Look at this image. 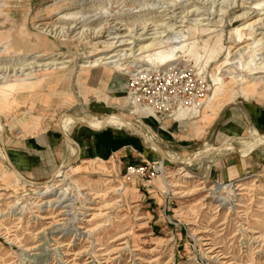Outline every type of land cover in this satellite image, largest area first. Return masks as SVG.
<instances>
[{"label":"rangeland","instance_id":"374dc122","mask_svg":"<svg viewBox=\"0 0 264 264\" xmlns=\"http://www.w3.org/2000/svg\"><path fill=\"white\" fill-rule=\"evenodd\" d=\"M0 117V264H264V0H0Z\"/></svg>","mask_w":264,"mask_h":264},{"label":"bare ground","instance_id":"6f19581e","mask_svg":"<svg viewBox=\"0 0 264 264\" xmlns=\"http://www.w3.org/2000/svg\"><path fill=\"white\" fill-rule=\"evenodd\" d=\"M250 25V24H249ZM246 27V26H245ZM246 41V39H243V37H242V35L239 33L238 34V38H237V40H236V42H238L239 44L241 43H244ZM153 45H154V43L152 42V43H148V44H145V45H142L141 46V48H140V50H143L144 52H148V51H150L151 49H152V47H153ZM245 48V45H243L242 47H241V49H244ZM142 51V52H143ZM243 51V50H242ZM236 54V53H235ZM118 55V54H117ZM127 55V54H126ZM116 55H114L113 53L112 54H109V55H106L104 58H103V60H102V58H100L102 61H105V60H107V59H113V57H115ZM158 57H162L161 58V60H165V62L164 63H171L172 61L174 62V58L173 59H168V57L165 55V54H160V56H158ZM171 58V57H170ZM99 59L96 61V63L95 64H91V65H89V66H83L84 68L85 67H94V66H98V63H99ZM141 61H143V60H141ZM92 62V61H91ZM91 62H89V63H91ZM112 62V61H111ZM88 63V62H87ZM103 63V62H102ZM146 63H148V64H150V62L149 61H147L146 60ZM63 64V63H62ZM229 65L227 62H225L224 63V65ZM49 65H50V63H49ZM52 65H54V64H52ZM58 65V64H57ZM85 65V64H84ZM48 66V65H47ZM261 67V66H260ZM65 68V67H64ZM249 69V68H248ZM259 69H261V68H259ZM250 72L252 73V74H256V73H261V72H263V71H259V72H255L254 71V69H252V68H250ZM31 79V78H30ZM34 79V78H33ZM25 83V82H24ZM23 84V83H22ZM32 84V83H31ZM26 85V84H25ZM35 86V85H34ZM30 87V86H29ZM26 88V87H25ZM218 91V90H217ZM187 112V111H186ZM95 113V112H94ZM194 115V114H193ZM197 115V114H196ZM75 116V115H74ZM180 116H183V115H180ZM180 116H178V117H180ZM87 117H93V118H100V119H104L105 121H107L108 123H110V124H113V125H115V126H118V127H125V128H129V129H132V131L134 130V131H136V133H139L140 135H145V136H150V137H154V138H156L155 137V135H153V134H151V133H149L147 130H145L144 128H141V127H133V126H130V125H128L121 117H119V116H115V115H88V114H86V113H82V114H80L76 119H83V118H86L87 119ZM73 118V117H72ZM184 120V119H183ZM0 121H1V124L3 125V122H2V119L0 118ZM74 123H75V121H72V123L70 124V127L72 128L73 127V125H74ZM92 127H105V126H97V125H95V126H92ZM256 131V130H255ZM64 133L66 134V135H69V133L68 132H66V131H64ZM256 134L258 135V137L261 139V140H263L264 141V135L263 136H261L259 133H258V131H256ZM3 135H4V133H3V130H2V133H1V135H0V140H1V145L0 146H2V148H3V146L5 145L4 144V139H3ZM68 141V143L74 148V153H73V155L70 157V159L66 162V163H68L69 161H71L72 160V158L74 157V156H76L77 155V151H78V149H77V147H76V145L74 144V143H72L71 141H69V140H67ZM66 148V147H65ZM160 148H162L161 147V145H160ZM166 148V147H165ZM163 149L165 152H167V153H169V154H171L170 152H168V151H166V149ZM66 150V149H65ZM234 151H248V149H245V148H235L234 149ZM63 152V151H62ZM172 152V151H171ZM4 153V152H3ZM211 153H212V149H209L206 153H204V154H202V155H198V156H195L194 158H191V159H184V158H182V157H179L178 155L177 156H174L173 154H171L175 159H176V161L174 162V163H177V164H179V165H182V166H190V165H192L193 163H195L196 161H198V160H201V159H206V157H208V156H210L211 155ZM4 157H5V159L7 160V157H6V155H5V153H4ZM65 164H63V166L57 171V173H56V175L53 177V180H55L56 178H58L59 177V175L69 166H64ZM17 173V172H16ZM18 175V174H17ZM19 176V175H18ZM43 182H41V183H39V184H33V185H41ZM46 183H48V182H46ZM232 184V183H231ZM53 186V185H52ZM52 186H46L45 188H43V190H41L40 192H39V196H44V195H47L49 192H51L52 191ZM233 187H234V185H232ZM239 186V185H238ZM231 187V186H230ZM221 188V187H220ZM223 188V187H222ZM234 189V188H233ZM212 190H214V192H217L218 190H219V188H217V186H213L212 187ZM235 190V189H234ZM232 192V191H231ZM44 203H48V202H44ZM68 206V205H67ZM66 206V207H67ZM43 216V215H42ZM45 217V216H44ZM47 217V216H46Z\"/></svg>","mask_w":264,"mask_h":264},{"label":"crops","instance_id":"0c3cea01","mask_svg":"<svg viewBox=\"0 0 264 264\" xmlns=\"http://www.w3.org/2000/svg\"><path fill=\"white\" fill-rule=\"evenodd\" d=\"M85 126L88 127L87 125H85ZM105 127H107V126H105ZM105 127H89V128L103 129ZM4 130H5V127H4V123H3V133H4ZM61 130L64 133L65 130L62 127H61ZM229 137L231 138V140L237 138V137H233V136H229ZM238 138H244V137L242 136V137H238ZM77 140L80 143L81 148L79 147V149H80V152H82V154L89 155V156H96V155L98 156L99 155V156H103V157H105L107 154L109 155L110 149L113 145L119 144V143H124V138L122 135L117 134V133L116 134L108 133L106 131L102 132V133H96L94 135L82 133L80 138ZM69 146H71V145L69 144ZM221 146H223V145H221ZM221 146H218V147H221ZM237 148L248 149V151H234L233 150V153H238L240 156L241 155H248V157H246L245 159L250 158L251 154L255 151V149H252V148H246V147H237ZM73 150H74V148H73ZM25 153L26 154L28 153L29 155H24V157H25L24 159L26 161H28L30 163V165L34 168H36V167L39 168V167L43 166L44 162H46V160L48 158V152L43 151V150H39V151L35 150L32 152L28 150V151H25ZM10 155H11L12 159L14 160L12 154H10ZM122 156L126 157L127 155H122Z\"/></svg>","mask_w":264,"mask_h":264},{"label":"water","instance_id":"95a60500","mask_svg":"<svg viewBox=\"0 0 264 264\" xmlns=\"http://www.w3.org/2000/svg\"><path fill=\"white\" fill-rule=\"evenodd\" d=\"M83 125H84V124H83ZM64 136H65L66 140H69V141H71L72 143H74V144L76 145L77 149H78V151H77V155L74 156V157L72 158L71 161H69L68 163H65L64 166L67 167L68 165H71V163H72V162H73V161L79 156L80 149H79V146L77 145V143H76V142H75V141H74L69 135H66V134L64 133ZM4 146H5V145H4ZM4 146H3V149H4ZM4 153H5L6 157H7V161H8V163H9V165L12 167V169H13L15 172H17V174L19 175L20 178H22L24 181H26V182H28V183H30V184H39L38 182L31 181V180L27 179L26 177H24V176L20 173V171L18 170V168L15 167V165H14L13 162L11 161L8 152L4 150Z\"/></svg>","mask_w":264,"mask_h":264},{"label":"built area","instance_id":"2783aa9c","mask_svg":"<svg viewBox=\"0 0 264 264\" xmlns=\"http://www.w3.org/2000/svg\"><path fill=\"white\" fill-rule=\"evenodd\" d=\"M129 173L131 174H135V173H145V171L147 170V167H143V166H131L129 169Z\"/></svg>","mask_w":264,"mask_h":264}]
</instances>
